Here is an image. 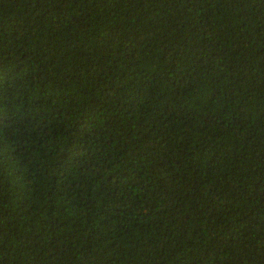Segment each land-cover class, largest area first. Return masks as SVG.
<instances>
[{
	"label": "trees",
	"instance_id": "16d2710c",
	"mask_svg": "<svg viewBox=\"0 0 264 264\" xmlns=\"http://www.w3.org/2000/svg\"><path fill=\"white\" fill-rule=\"evenodd\" d=\"M0 264H264V0H0Z\"/></svg>",
	"mask_w": 264,
	"mask_h": 264
}]
</instances>
